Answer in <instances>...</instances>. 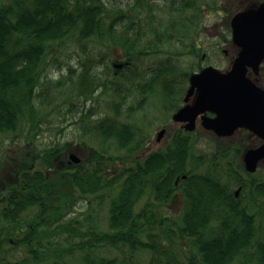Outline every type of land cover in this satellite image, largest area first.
I'll return each mask as SVG.
<instances>
[{"label":"trees","instance_id":"1","mask_svg":"<svg viewBox=\"0 0 264 264\" xmlns=\"http://www.w3.org/2000/svg\"><path fill=\"white\" fill-rule=\"evenodd\" d=\"M219 1L197 0L199 23L205 7L215 10ZM143 11L106 0H0V264H264V221L255 227V215L227 211L219 197L226 187L221 145L211 154L197 151L194 134L176 130L162 156H137L146 138L139 125L122 119L129 112L116 107L113 116L95 118L86 106L98 89L123 94L120 83L127 81L99 68L113 44L126 55L136 50L139 38H114L117 27L159 23ZM85 41L103 52L87 50L82 58L76 52ZM65 50L76 54L73 63L61 58ZM165 72L176 73L169 65ZM153 83L173 99L187 86L177 79ZM67 119L118 152L97 149L80 135L74 143L53 139L39 148L45 125ZM78 150L86 157L68 167L70 152ZM259 195L263 218L264 187ZM81 204L91 215L77 212ZM170 204L180 207L166 209ZM103 205L106 218L97 212ZM228 217L236 219L228 224Z\"/></svg>","mask_w":264,"mask_h":264},{"label":"flooded vegetation","instance_id":"2","mask_svg":"<svg viewBox=\"0 0 264 264\" xmlns=\"http://www.w3.org/2000/svg\"><path fill=\"white\" fill-rule=\"evenodd\" d=\"M139 1L142 0H131V3L134 6H144V14H148L150 10V12L156 16L173 17L175 14H178L179 17L175 22L161 26H158L156 20L153 25H142V27L134 26V29L130 30L132 31V35L130 34L131 36H128V38H130V40H134L136 37L139 38L137 46H142V48L147 46L146 50L142 53L139 51L136 55L133 52L130 53V55H126L121 50L120 56L113 53L115 59L113 58L111 62V73L103 71L104 64H102L99 71L103 72L104 76L107 74V77L127 81V84L120 83V86H123L121 87L123 94L118 96V93H116L113 104L108 107L110 111L117 107L118 110L129 112V115L125 113L121 116L122 118H129L132 111L141 110L148 104L157 100V104L159 103V108L161 109H166L167 104L172 107L170 114L171 126L164 123V126L161 125L159 127V130H162L161 135H158V132L155 136V141L158 146L154 148L151 142L152 139H150V137L146 138L144 150L137 155L145 156L155 152L158 153L159 156H162V153L169 141L172 140V135L176 130L189 131L186 129L188 124L187 120L175 121L173 116L178 109L184 105L191 104L195 99L196 90H194L187 99H185V96L189 88V77L191 74H187V71L194 66L193 57L197 55L196 50L198 41H196L195 34L198 32V21L194 14L196 12L197 0H185L187 15L185 22L182 20V0H144L142 3H137ZM190 2H192L191 6ZM222 4L225 22L217 32L222 36L223 42L221 51L227 63L225 70L231 68L243 50V46L236 42L233 37L234 18L240 13L250 10L256 11L257 16L255 17V22L258 28L256 27L254 33H249L250 39H248L247 34L244 35L242 37V42L254 46L256 55L259 56V62L255 67L251 65L246 66V76L264 93V0H223ZM133 30H137V33L135 34ZM189 32L191 33L190 49L186 50L185 53L187 55L186 57H190L192 60L189 69H186V71H182V58L179 61L175 57L178 55V52L170 54L165 59L153 60L151 56H148L163 52L159 45H166L170 41L181 42L182 40H174L176 36L180 38L182 34H188ZM144 37H146V40ZM186 37H188V35H186ZM114 38H116L115 35ZM111 47L113 49L119 48L116 44L111 45ZM149 47H152L153 51ZM204 57L205 54H203V59ZM167 65L176 71L174 75H169L165 72ZM166 79H177L187 82V87L181 96L174 99L167 97L160 84L153 83L152 86L150 85V81L152 80L156 82L165 81ZM124 87L126 88L124 89ZM123 98H125L124 101L120 105H117L116 102ZM203 116L214 118L216 115L208 111L200 113L195 119L194 130L197 132L198 130H204L207 134L204 141L211 146L210 150H212V152L216 149L217 144L221 145L223 150V155L225 156L223 166L226 187L224 191L219 193V197L223 200L225 210L230 211L231 207H234L236 211L241 212L243 215H255L253 224L256 227L264 221V217L262 218V200L259 195L260 190L264 187V157H256L248 160V154L250 151L264 146V136L262 137L258 133L243 126L234 128L230 133L218 135L215 131L203 127ZM196 131L192 133L195 134ZM72 165L73 163H67L68 167ZM251 167L253 169H251ZM177 194L176 192L174 196ZM174 207H176V204ZM179 207L177 206L176 208ZM232 218L228 217V224H231ZM240 221V218L237 219L238 224H240Z\"/></svg>","mask_w":264,"mask_h":264},{"label":"rangeland","instance_id":"3","mask_svg":"<svg viewBox=\"0 0 264 264\" xmlns=\"http://www.w3.org/2000/svg\"><path fill=\"white\" fill-rule=\"evenodd\" d=\"M108 3H113L115 5H119V7L125 8L127 7L128 4H132L131 0H106ZM144 2V0L139 1L137 3H142ZM223 0L219 1L218 5L219 7L215 10H211L208 9L207 7H205V11L203 14V19L201 18V22H198V32L195 34L196 35V41H198L197 45V50L198 52H200L202 55L205 54V56L207 58L204 57V59H208L210 61V63L216 67L219 68H225L226 67V61L223 58V52L221 51L222 48V36L217 32L218 30L221 29L222 24L225 22V17L223 15V4H222ZM219 9V10H218ZM134 10V9H133ZM132 10V12H133ZM218 10V11H216ZM196 16V13H194ZM179 15L175 14V16L173 17H166V16H160L157 15V19H158V26L164 25V24H168V23H173L178 19ZM224 17V18H223ZM197 18V17H196ZM183 19V18H182ZM198 21V19H197ZM131 30V29H130ZM130 30H125V28H122L121 26L116 28L117 33L115 34V37L117 39H121V37L123 36H131L132 31ZM135 31V34L137 33V30H133ZM196 32V31H195ZM131 34V35H130ZM190 32L188 34H182L181 37L179 38V36H176V38L174 40H182L181 42H176V41H170L168 44L166 45H159V47L162 48L161 53H155V54H151L148 56H151L153 58V60L156 59H165L166 57H168L170 54H173L175 52H178L175 57L180 61L181 57V53L182 51L185 52L186 50L190 49V43H191V37H190ZM186 35H188V37H186ZM186 37V38H185ZM144 39L146 40V37H144ZM139 48H142V46H135V51H133V53L136 55L138 54V52L140 51ZM92 49H98L100 52H103V48L100 47L99 45H92L89 46V41H85L82 42V47L77 49L76 53H80V55L82 56V58H85L86 52L87 50H92ZM110 50L117 56L121 55L120 49L117 48H110ZM132 53V52H131ZM114 54L111 55L110 59H107V62L105 63L106 65L103 67V71L105 72H109L111 73V62L113 61L114 58ZM200 54V55H201ZM69 55V56H66ZM60 56L61 58H63L66 61H68V59H72L71 63L74 62L75 56L76 54L74 53H69L67 50L60 52ZM187 55H185L182 58V66L183 69H189L190 65H191V58L190 57H186ZM66 57V58H65ZM115 59V58H114ZM184 59V62H183ZM196 59V57H193V60ZM196 61V60H195ZM209 63V64H210ZM203 65H206V61H203ZM100 69V68H99ZM52 74L53 77L57 78L60 74L59 71L57 70H52ZM110 78V77H109ZM123 87V86H120ZM114 100V95L110 92V91H104V89L102 90H97L94 95L93 98L88 100V102L86 103L87 107L91 106L94 110V112L96 113L95 118H97L98 116H100L101 113H103L105 111V113H109V109L108 107L113 103ZM116 100V99H115ZM158 101V100H157ZM157 101L152 102L151 104H148L146 107H144L141 110L135 111L130 114V120L132 122L137 123L139 126H141L140 128L143 130V132L145 133L146 137L151 140L152 144L154 145V148L158 146V144H156L157 142L155 141V136L157 131L159 130V127L162 125L164 126V123H166L167 125L171 126V119H170V114L172 111V107L169 106L168 104L166 105V109H161L159 108V103L157 104ZM101 110V111H100ZM100 111V112H99ZM103 115V114H101ZM50 127V128H49ZM77 126L75 125H70L68 122V119L65 121H57L55 120L52 125H45V127L42 129L41 134L38 135L36 138V142L38 144V147L41 148L44 145H47L51 142V140H59V142L63 143L66 141H72L73 143L77 142L78 139L77 136H82L83 140L82 141H88L90 144L95 145V147L97 149H103L106 148L107 150H109L112 153H117L118 150L116 149L117 147L114 146L113 143L111 142H105L104 141H100L99 139L97 140H92L91 135L90 134H83V131L80 130L79 128H76ZM57 130V131H56ZM43 144V145H41ZM211 146L204 140H202L201 142H199L197 144V151H207L208 154H211L210 150ZM86 151L83 150H79V154L82 157H86ZM120 154V152H119ZM60 165H64V164H60ZM175 206V204L173 205H169L168 210H170L171 208L174 209L173 207ZM79 207L81 209L77 210V212L83 211L85 215H91V213L87 210V206L84 205H79ZM99 207V206H98ZM177 207V204H176ZM179 207V205H178ZM100 208V207H99ZM97 208V212L99 214V216L101 218H106V214H107V205H103V207L101 209ZM93 213V215H98ZM100 218H98L99 220ZM180 250V249H178ZM119 253L120 257H125L127 256L129 258V252H124L121 253L120 251H117V254ZM180 258V256L178 257ZM133 261H135V258L132 257ZM128 264H133L131 261H129V259H127Z\"/></svg>","mask_w":264,"mask_h":264},{"label":"water","instance_id":"4","mask_svg":"<svg viewBox=\"0 0 264 264\" xmlns=\"http://www.w3.org/2000/svg\"><path fill=\"white\" fill-rule=\"evenodd\" d=\"M256 16V11L250 10L234 18L233 37L243 46V50L227 72L208 66L190 76V87L185 99L196 90L195 99L191 104L180 108L174 114V120H187L186 128L192 130L196 117L200 113L211 111L216 117L203 116L202 124L219 135L243 126L264 136V93L246 77V66L255 67L259 56L256 55L254 46L242 42L244 35L247 34L250 39L249 33L256 31ZM256 157H264V146L249 152L248 160ZM70 158L74 162L80 160L75 154H71Z\"/></svg>","mask_w":264,"mask_h":264}]
</instances>
